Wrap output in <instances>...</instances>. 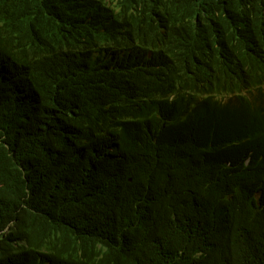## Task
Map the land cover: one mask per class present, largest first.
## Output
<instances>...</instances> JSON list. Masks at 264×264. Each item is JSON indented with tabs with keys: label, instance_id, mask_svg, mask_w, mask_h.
<instances>
[{
	"label": "trees",
	"instance_id": "obj_1",
	"mask_svg": "<svg viewBox=\"0 0 264 264\" xmlns=\"http://www.w3.org/2000/svg\"><path fill=\"white\" fill-rule=\"evenodd\" d=\"M0 264H264V0H0Z\"/></svg>",
	"mask_w": 264,
	"mask_h": 264
}]
</instances>
